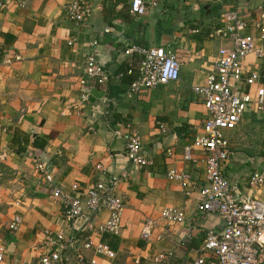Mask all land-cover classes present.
I'll return each instance as SVG.
<instances>
[{
    "label": "crops",
    "instance_id": "1",
    "mask_svg": "<svg viewBox=\"0 0 264 264\" xmlns=\"http://www.w3.org/2000/svg\"><path fill=\"white\" fill-rule=\"evenodd\" d=\"M73 1L90 10L79 25L66 18L64 7ZM131 1L28 0L18 6L15 0H5L0 12L3 264H36L45 230L74 237L78 243L91 238L115 253L110 259L81 249L84 260L79 262L68 250L58 264H90L91 260L95 264H165L157 258L167 253L176 263L189 264L199 255L205 234L222 229L217 214L196 208L201 200L198 191L205 185L204 154L195 149L193 161L183 158V148L203 134L207 117L193 88L203 85L211 73L217 50L229 45L226 40L209 39L210 29L222 26L225 13L231 10L253 27L264 10V0H146L157 5L149 6L142 17L131 15ZM250 32L258 44V31ZM93 42L96 47L91 46ZM130 45L168 47L180 63L179 80L128 92L131 77L116 75L137 68L139 57L123 53ZM89 53L96 54L111 77L103 86L83 90L79 79ZM247 62L260 72L264 85V60ZM83 92L89 99L81 103ZM117 132L138 136L150 165L139 168L129 163L125 141ZM226 136L234 155L224 166V176L238 187V195L262 198L264 189L250 190L246 182L255 169L264 171V109L248 110ZM41 143L44 146L38 148ZM40 164L52 182L36 170ZM97 164L103 165L107 175L120 177L116 193L125 207L116 235L96 231L107 221L106 211L89 231L82 221L67 222L60 202L51 196L55 189L68 190L72 185L78 186L81 195L101 180ZM170 170L189 177L193 189L188 196L180 183L167 178ZM169 208L183 212L184 221L161 219L162 211ZM15 216L20 226L10 233L7 226ZM146 220L154 222L148 240L140 236Z\"/></svg>",
    "mask_w": 264,
    "mask_h": 264
},
{
    "label": "built area",
    "instance_id": "2",
    "mask_svg": "<svg viewBox=\"0 0 264 264\" xmlns=\"http://www.w3.org/2000/svg\"><path fill=\"white\" fill-rule=\"evenodd\" d=\"M26 2L28 0H15L18 6H25ZM5 5V0H0V12ZM156 5L155 2L146 0H132L130 13L135 17H142L149 6ZM64 9L67 20L77 25L85 22L90 11L78 1L65 5ZM252 24L253 27L236 10H231L225 13L222 26L210 29L209 39L226 40L229 45L217 50L211 73L206 76L203 85L193 88L207 117L203 123V134L195 137L190 146L183 148V158L193 161L192 151L195 149L204 154L205 185L198 191L201 200L196 208L198 212L217 214L222 219L223 226L219 232L210 230L205 234L199 255L189 264H264V196L256 198L238 195V187L230 183L223 174L224 166L234 155L226 133L235 130L243 115L251 108L255 111L264 109L261 74L249 68L247 62L250 58L264 60V10L258 13ZM253 29L259 33L258 44L250 32ZM192 33L196 31L193 30ZM96 45L95 42L91 43L93 47ZM123 53L139 57L135 71L128 69L116 75L119 79L124 76L134 77L128 85L130 93L166 86L179 80L180 63L168 47L142 48L130 45ZM110 77L108 70L98 62L96 54L89 53L85 58L79 85L83 90L90 85L103 86ZM88 99V94L83 92L80 96L81 103ZM158 128L165 131L162 124H158ZM117 134L125 141L124 156L129 163L139 168L150 165L138 136L132 133ZM36 170L47 182H52L43 165H37ZM95 170L102 176L101 180L86 187L81 195L77 194L78 186L72 185L68 190L55 189L51 196L60 202L67 222L82 221L83 228L89 231L94 230L93 222L98 215L106 211L108 219L97 226L96 231L99 234L107 232L116 235L121 228L125 207L123 198L116 193L120 177L107 175L106 169L100 164L95 166ZM167 178L180 183L187 196L190 194L188 191L193 189L189 177L184 173L170 170ZM246 185L250 190L264 189V171H252ZM184 218L183 212L172 208L161 213V219L168 223H181ZM20 222V218L15 216L9 222L7 230L10 233L17 231ZM153 224L151 220L145 221L140 232L142 239L150 238ZM43 234V252L36 264H58L68 250L73 251L79 262L84 260L81 249L92 250L97 256L110 259L115 257L108 245L94 242L91 238L78 243L76 238H65L61 232L45 230ZM4 253L5 246L0 243V264L4 262ZM157 260L164 261L165 264H178L171 253L159 255ZM90 264H95V261L91 260Z\"/></svg>",
    "mask_w": 264,
    "mask_h": 264
},
{
    "label": "trees",
    "instance_id": "3",
    "mask_svg": "<svg viewBox=\"0 0 264 264\" xmlns=\"http://www.w3.org/2000/svg\"><path fill=\"white\" fill-rule=\"evenodd\" d=\"M133 78H134V77L132 76V77L130 78V80L132 81V80H133ZM131 81H130V82H131ZM262 82L264 83V81H263V80H262ZM43 146H44V143H41V145H40V146H38V148H42Z\"/></svg>",
    "mask_w": 264,
    "mask_h": 264
},
{
    "label": "rangeland",
    "instance_id": "4",
    "mask_svg": "<svg viewBox=\"0 0 264 264\" xmlns=\"http://www.w3.org/2000/svg\"><path fill=\"white\" fill-rule=\"evenodd\" d=\"M256 160H258L259 156L258 155H253Z\"/></svg>",
    "mask_w": 264,
    "mask_h": 264
},
{
    "label": "water",
    "instance_id": "5",
    "mask_svg": "<svg viewBox=\"0 0 264 264\" xmlns=\"http://www.w3.org/2000/svg\"><path fill=\"white\" fill-rule=\"evenodd\" d=\"M105 120V119H104Z\"/></svg>",
    "mask_w": 264,
    "mask_h": 264
}]
</instances>
